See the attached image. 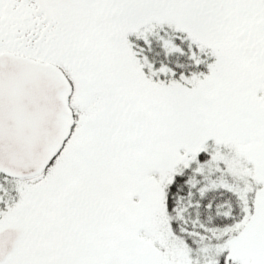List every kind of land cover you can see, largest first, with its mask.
Listing matches in <instances>:
<instances>
[{
	"label": "snow or ice",
	"instance_id": "obj_1",
	"mask_svg": "<svg viewBox=\"0 0 264 264\" xmlns=\"http://www.w3.org/2000/svg\"><path fill=\"white\" fill-rule=\"evenodd\" d=\"M0 264H264V0H0Z\"/></svg>",
	"mask_w": 264,
	"mask_h": 264
}]
</instances>
